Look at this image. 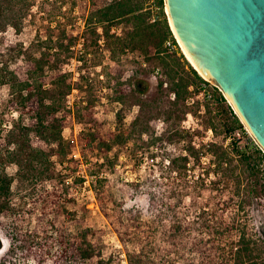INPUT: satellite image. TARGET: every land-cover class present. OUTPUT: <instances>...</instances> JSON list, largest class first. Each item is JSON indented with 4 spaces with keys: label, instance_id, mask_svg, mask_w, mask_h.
I'll return each instance as SVG.
<instances>
[{
    "label": "trees",
    "instance_id": "16d2710c",
    "mask_svg": "<svg viewBox=\"0 0 264 264\" xmlns=\"http://www.w3.org/2000/svg\"><path fill=\"white\" fill-rule=\"evenodd\" d=\"M58 2L0 0V34L9 28L20 33L27 21L37 23L34 39L28 46L0 38V86H7L9 94L3 106L9 113H18L6 125L0 110V143L4 141L6 145L5 161L17 164L20 169L35 165L48 170L51 156L65 158L62 132L72 127L75 120L88 126L65 144L79 145L84 158L100 153L107 157L114 148L128 146L135 136L148 135L149 139L142 138L146 147L155 143L161 146L165 140L177 145L189 137L185 149L179 148L175 155L163 159L166 173L162 180L167 198L174 199L179 185L185 189L194 208L192 220L186 215L179 220L174 205L149 219L134 209L124 211L104 187L105 177L91 175L99 208L126 248L128 264H143L144 241L157 234L166 246L163 264H178L181 250L194 253L184 264H264V237L257 236L248 219L253 197L264 193V150L248 135L219 87L203 78L181 53L164 0H70V11H77L83 20V36L75 33L73 24L71 31L67 30L65 11ZM121 23L126 28L123 34L111 33L112 26ZM87 33H91L90 42ZM80 37L82 49L78 51ZM101 37L112 59L120 51L138 49L154 66L161 67V75L166 78H160L157 84L162 99L150 102L138 97L147 91L144 80L122 81L120 69L108 67L113 82L112 100L125 103L131 99L138 106V112L126 127L120 124L123 118L119 112L117 127L104 125L94 116L93 103L87 98L81 99L76 109L66 103L74 88L84 93L88 89H84L83 74L78 72V80L74 81L73 72L65 69V64L71 59L87 63L88 47L99 46ZM168 39L175 48L165 46ZM76 68L79 70L80 66ZM112 71L116 72L114 76ZM200 94L202 98L198 97ZM195 107L198 110L203 107L205 128L214 135L210 142L200 141L197 146L192 140L199 131L182 125L188 113L196 116ZM161 116L168 124L163 134L157 135L151 128ZM54 144L56 147H52ZM206 154L210 156L207 162L203 159ZM12 180L7 173L0 172V215L6 210L3 198L9 194ZM131 184L139 186L138 182ZM224 192L226 197H222ZM55 193L53 188L51 194ZM258 198L260 202L261 197ZM44 217L49 226L55 225L43 212L38 217V229ZM46 229H39L37 234H44ZM59 230H55L58 235L55 240L59 242L60 253L51 257V264H91L88 240L95 231L66 236ZM129 244L134 249H127ZM34 258L36 264L45 262L42 255Z\"/></svg>",
    "mask_w": 264,
    "mask_h": 264
},
{
    "label": "rangeland",
    "instance_id": "374dc122",
    "mask_svg": "<svg viewBox=\"0 0 264 264\" xmlns=\"http://www.w3.org/2000/svg\"><path fill=\"white\" fill-rule=\"evenodd\" d=\"M58 1H60L58 2L59 6L65 11L64 21L67 23V30L71 31L70 25L73 24L75 33L78 32L83 36L85 32L83 20L78 17L77 11H70V0ZM35 25L37 23L27 21L20 33L9 28L0 34V38L28 46L34 39ZM125 29L124 24H117L112 26L111 33L121 35ZM86 37L90 42L91 33H87ZM82 42V37H80L76 48L78 51L82 49ZM99 44V46L88 47L87 63L71 59L65 64V69L73 72L74 81L78 80V72L83 74L84 89H88L87 93H84L74 88L67 96L66 103L76 109L80 105V100L87 98L93 103L94 116L104 125L112 128L117 127L119 123H117L116 113L119 112L123 118L120 124L126 127L138 112V106L132 104L131 99L125 103L112 100L113 92L110 86L113 85V82L108 75L110 72L108 67L117 66L120 69L122 81L128 78L144 80L148 86L147 91L142 95L138 94V97L150 102L154 99H162L157 84L160 78L164 80L166 78L161 75V67L154 66L153 61L149 62L140 50L120 51L116 58L112 59L109 48L102 37ZM178 47L183 53L179 44ZM77 54L80 55V52ZM77 65L80 66V71L77 70ZM115 73L112 71L113 76ZM208 80L212 84H216L213 79ZM8 97L7 86H0V103H2L0 110H3V122L6 125H9L11 119L18 116L16 112H7L6 107L3 106ZM198 97L202 98V94ZM192 101L190 99L189 103ZM195 110L196 116L188 113L182 121V125L185 129L199 131L192 140L197 146L200 141L210 142L214 139V135L212 131L205 128L203 107H200L199 110L195 107ZM24 121H27L26 115ZM167 124L164 117L161 116L156 119L151 130L157 135L163 134ZM244 125L248 135L257 143L249 128L246 124ZM87 126L88 124L85 122L75 120L72 127L64 128L62 132L64 141H69L73 134L76 135ZM132 138L128 146L111 150L107 156L109 161L103 153L84 158L79 145L66 147L65 142V158L51 156L52 165H47L49 171L45 166L35 165H26L20 169L17 164L5 161L6 145L2 141L0 143V172L7 173L13 180L9 194L3 198L7 204L6 210L0 215V264H36L35 255L45 257L43 264H51V257H57L60 253L59 242L55 240L58 236L56 229H60L66 236H76L86 230L95 231V234L91 235L88 240L92 254L91 264H128L126 248L121 244L116 232L99 208L92 182L94 179L91 176L92 173L105 177L104 187L124 211L134 209L144 219H149L157 214L160 215L164 210L168 211L169 205H174L179 220L182 221L185 215L188 220H192L194 208L193 205H190L191 197L179 185L174 199L167 198L166 186L162 180L166 173L162 163L163 159L169 155H175L179 148L185 149L189 137L177 145L165 140L161 146L155 143L149 147H146L147 142L142 140V138L149 139L148 135L145 134L142 138L136 136ZM134 144L135 146H133ZM52 147H56V145L54 144ZM132 147H136V149H132ZM60 159L64 162H60ZM70 159L78 161V163H72ZM190 159H193L192 156ZM203 159L207 162L210 159L209 154H206ZM198 170H195V174ZM132 182H138L139 186L132 185ZM53 188L56 190L54 195L51 194ZM224 193L222 197L227 196V193ZM258 196L261 197L260 202L257 200ZM248 210L249 222L257 236L264 237L263 192L262 195L259 193L253 197V202ZM43 212L47 213L49 221H55V225L49 226L50 222L47 223L44 217L39 229L45 227V229L47 228L46 232L37 234L39 230L38 217L43 215ZM144 246L143 264L164 263L163 253L166 246L160 234L154 238L145 239ZM127 249L134 248L129 244ZM179 254L178 264H184L187 257L194 255V253L191 254L183 250Z\"/></svg>",
    "mask_w": 264,
    "mask_h": 264
},
{
    "label": "water",
    "instance_id": "95a60500",
    "mask_svg": "<svg viewBox=\"0 0 264 264\" xmlns=\"http://www.w3.org/2000/svg\"><path fill=\"white\" fill-rule=\"evenodd\" d=\"M167 3L194 63L229 96L232 103L228 102L264 150V0Z\"/></svg>",
    "mask_w": 264,
    "mask_h": 264
},
{
    "label": "bare ground",
    "instance_id": "6f19581e",
    "mask_svg": "<svg viewBox=\"0 0 264 264\" xmlns=\"http://www.w3.org/2000/svg\"><path fill=\"white\" fill-rule=\"evenodd\" d=\"M165 9H166V12H167V15H168V20H169L170 27H171L172 31L174 32V34H175V36L177 38L178 44H179L181 50L183 51L185 57L192 64V66L199 71V73H201L202 75H204L202 73V71L198 68V66L194 63L193 59L191 58L190 54L188 53L187 49L185 48V46H184L181 38L179 37V35H178L177 31H176V28L174 26V23H173V20H172V17H171V13H170V10H169V6H168V3H167V0H165ZM206 78H208V77H206ZM208 79H210V78H208ZM226 96H227L228 100L230 101V103H232V101L229 98V96L228 95H226Z\"/></svg>",
    "mask_w": 264,
    "mask_h": 264
},
{
    "label": "built area",
    "instance_id": "2783aa9c",
    "mask_svg": "<svg viewBox=\"0 0 264 264\" xmlns=\"http://www.w3.org/2000/svg\"><path fill=\"white\" fill-rule=\"evenodd\" d=\"M165 46L168 47L169 49L175 48V45L173 44V42L170 39L165 41Z\"/></svg>",
    "mask_w": 264,
    "mask_h": 264
}]
</instances>
